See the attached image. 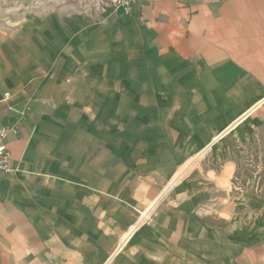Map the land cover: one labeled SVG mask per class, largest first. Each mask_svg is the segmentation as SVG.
<instances>
[{"label": "crops", "instance_id": "crops-1", "mask_svg": "<svg viewBox=\"0 0 264 264\" xmlns=\"http://www.w3.org/2000/svg\"><path fill=\"white\" fill-rule=\"evenodd\" d=\"M263 104L264 0L24 10L0 35V264H264L230 156Z\"/></svg>", "mask_w": 264, "mask_h": 264}, {"label": "rangeland", "instance_id": "rangeland-1", "mask_svg": "<svg viewBox=\"0 0 264 264\" xmlns=\"http://www.w3.org/2000/svg\"><path fill=\"white\" fill-rule=\"evenodd\" d=\"M70 3L81 8L96 6L95 0H0V35L4 29L12 26L19 14L26 9L42 4L70 6ZM174 80L176 79L172 77L171 81ZM246 123L251 125H243L235 130L240 131L242 136L241 140L235 142V151L230 155L236 163V174L239 176L235 179L233 188L240 192L248 190L252 197H259L264 201V104L260 110L251 114ZM214 149L204 153L198 161L209 162ZM263 201L251 203L257 213L264 214Z\"/></svg>", "mask_w": 264, "mask_h": 264}, {"label": "built area", "instance_id": "built-area-1", "mask_svg": "<svg viewBox=\"0 0 264 264\" xmlns=\"http://www.w3.org/2000/svg\"><path fill=\"white\" fill-rule=\"evenodd\" d=\"M146 1L147 0H95V7L105 11H122L125 14H132L137 6L144 7ZM10 131L14 133L19 132L16 128L9 125H3L0 129V170L5 172L14 171L11 154L5 143V138Z\"/></svg>", "mask_w": 264, "mask_h": 264}, {"label": "trees", "instance_id": "trees-1", "mask_svg": "<svg viewBox=\"0 0 264 264\" xmlns=\"http://www.w3.org/2000/svg\"><path fill=\"white\" fill-rule=\"evenodd\" d=\"M238 177H239V176H238V174H236V175H235V178H234V180H233V181H235V179H236V178H238Z\"/></svg>", "mask_w": 264, "mask_h": 264}]
</instances>
